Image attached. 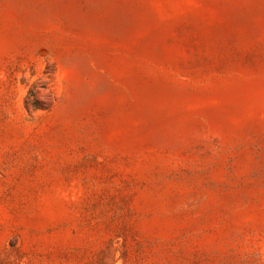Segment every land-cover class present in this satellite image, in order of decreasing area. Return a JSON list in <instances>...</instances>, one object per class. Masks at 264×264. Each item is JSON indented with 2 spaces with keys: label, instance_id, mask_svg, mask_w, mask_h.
<instances>
[{
  "label": "rangeland",
  "instance_id": "rangeland-1",
  "mask_svg": "<svg viewBox=\"0 0 264 264\" xmlns=\"http://www.w3.org/2000/svg\"><path fill=\"white\" fill-rule=\"evenodd\" d=\"M0 264H264V0H0Z\"/></svg>",
  "mask_w": 264,
  "mask_h": 264
}]
</instances>
